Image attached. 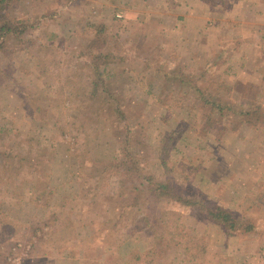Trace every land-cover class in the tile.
<instances>
[{"label":"rangeland","instance_id":"obj_1","mask_svg":"<svg viewBox=\"0 0 264 264\" xmlns=\"http://www.w3.org/2000/svg\"><path fill=\"white\" fill-rule=\"evenodd\" d=\"M4 13L28 27L0 50V264H132L153 247L161 224L138 216L124 147L253 225L227 233L151 196L205 249L163 264H264V0H16ZM98 67L115 103L94 92Z\"/></svg>","mask_w":264,"mask_h":264},{"label":"trees","instance_id":"obj_2","mask_svg":"<svg viewBox=\"0 0 264 264\" xmlns=\"http://www.w3.org/2000/svg\"><path fill=\"white\" fill-rule=\"evenodd\" d=\"M13 1L16 0H0V50L4 49L6 46L5 37L8 35L20 36L28 27L25 20H17L4 13V9ZM110 56L111 53L109 52H100L94 55V57L101 59L109 58ZM98 76L99 78L97 81H94L93 84L94 92L97 93L99 89H102L104 92H107V98L115 103L116 98L109 91V87L105 83V78L103 77L105 76V69L101 71L99 68ZM115 111L120 115L121 119H124L125 112H123L121 107L115 106ZM175 140L173 135L163 139L165 142L162 147L163 154L166 153L169 146H173L172 142H175ZM124 151L125 160L121 162V166H124V169L127 171L136 172L139 174L140 178L138 186L136 187L138 193L137 199L139 200L137 203L138 216H141V219H149V222L151 221V224L157 227L161 224L160 232L154 234V246L143 253L134 255L130 260L132 264H163L161 258H163L168 250H170L169 252L181 251L184 257H188L190 254L195 255L196 252V256H199L205 250L188 240V235L184 231V225H180L178 222L172 223L169 219H165L164 215L161 216L162 219L160 220L156 217V214H152L151 208H154V206L151 205V207L149 204L151 196L155 205L160 198L170 197L192 208L199 207L198 209L200 212L204 213L208 220L221 226L227 233H235L240 230L246 232L252 231L253 225L245 223L244 220L237 217L232 209L223 205L205 204L202 199L200 200L199 197L196 196L184 197L176 192L175 186L167 182L157 181L153 175L145 173L143 166L135 160L128 147H124ZM154 217H156V219L152 221Z\"/></svg>","mask_w":264,"mask_h":264}]
</instances>
